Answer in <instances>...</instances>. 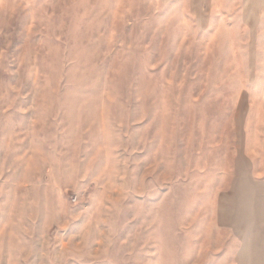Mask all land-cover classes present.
<instances>
[{"label": "rangeland", "instance_id": "1", "mask_svg": "<svg viewBox=\"0 0 264 264\" xmlns=\"http://www.w3.org/2000/svg\"><path fill=\"white\" fill-rule=\"evenodd\" d=\"M263 4L0 0V264H264Z\"/></svg>", "mask_w": 264, "mask_h": 264}, {"label": "crops", "instance_id": "2", "mask_svg": "<svg viewBox=\"0 0 264 264\" xmlns=\"http://www.w3.org/2000/svg\"><path fill=\"white\" fill-rule=\"evenodd\" d=\"M257 52L261 59L260 63L264 65V4L262 8L258 9ZM262 76V79H258L254 83V87H256L258 94L262 93L263 104H248L244 108H264V73ZM254 123H256V128H260L259 121ZM243 144H246V148L250 152V158L256 161V164L252 167L254 170L253 174L259 178H264V133L261 135L259 131H248L246 133V142ZM259 181L262 182V184H259L260 188H264V180L261 179Z\"/></svg>", "mask_w": 264, "mask_h": 264}]
</instances>
